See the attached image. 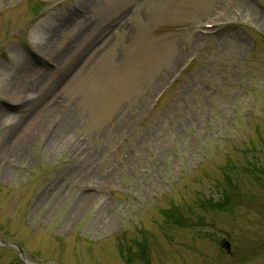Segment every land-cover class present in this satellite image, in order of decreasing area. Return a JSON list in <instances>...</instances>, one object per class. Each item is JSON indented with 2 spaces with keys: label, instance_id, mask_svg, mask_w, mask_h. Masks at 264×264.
I'll return each mask as SVG.
<instances>
[{
  "label": "rangeland",
  "instance_id": "rangeland-1",
  "mask_svg": "<svg viewBox=\"0 0 264 264\" xmlns=\"http://www.w3.org/2000/svg\"><path fill=\"white\" fill-rule=\"evenodd\" d=\"M0 241L264 264V0H0Z\"/></svg>",
  "mask_w": 264,
  "mask_h": 264
},
{
  "label": "water",
  "instance_id": "water-1",
  "mask_svg": "<svg viewBox=\"0 0 264 264\" xmlns=\"http://www.w3.org/2000/svg\"><path fill=\"white\" fill-rule=\"evenodd\" d=\"M0 245H4V246H12L14 248H16L21 256V258H24V251L22 248H20L17 244L14 243H7V242H2L0 241ZM225 248L230 251L231 250V244L230 243H226Z\"/></svg>",
  "mask_w": 264,
  "mask_h": 264
},
{
  "label": "bare ground",
  "instance_id": "bare-ground-1",
  "mask_svg": "<svg viewBox=\"0 0 264 264\" xmlns=\"http://www.w3.org/2000/svg\"><path fill=\"white\" fill-rule=\"evenodd\" d=\"M14 61H12L13 66L16 68V66L18 65V62L20 61L17 57L13 58ZM16 65V66H15Z\"/></svg>",
  "mask_w": 264,
  "mask_h": 264
},
{
  "label": "trees",
  "instance_id": "trees-1",
  "mask_svg": "<svg viewBox=\"0 0 264 264\" xmlns=\"http://www.w3.org/2000/svg\"><path fill=\"white\" fill-rule=\"evenodd\" d=\"M238 31H241V33L245 32L243 28L238 29Z\"/></svg>",
  "mask_w": 264,
  "mask_h": 264
},
{
  "label": "flooded vegetation",
  "instance_id": "flooded-vegetation-1",
  "mask_svg": "<svg viewBox=\"0 0 264 264\" xmlns=\"http://www.w3.org/2000/svg\"><path fill=\"white\" fill-rule=\"evenodd\" d=\"M230 255H232V253Z\"/></svg>",
  "mask_w": 264,
  "mask_h": 264
}]
</instances>
